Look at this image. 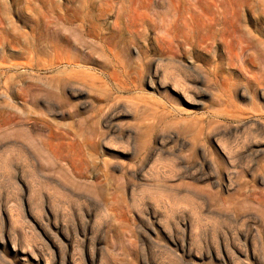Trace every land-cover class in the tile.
Instances as JSON below:
<instances>
[{"label":"rangeland","instance_id":"rangeland-1","mask_svg":"<svg viewBox=\"0 0 264 264\" xmlns=\"http://www.w3.org/2000/svg\"><path fill=\"white\" fill-rule=\"evenodd\" d=\"M32 33L49 44L43 65L66 55L60 35L83 37L102 90L119 88L139 108L160 102L155 157L145 160L149 139L142 154L91 145L101 124L88 84L85 108L66 91L61 114L34 102L69 155L66 170L48 178L14 149L15 75L29 77L25 87L66 66L29 68ZM135 115H120V130L136 127ZM263 125L264 0H0V264H264ZM18 165L32 176L18 182Z\"/></svg>","mask_w":264,"mask_h":264},{"label":"bare ground","instance_id":"bare-ground-1","mask_svg":"<svg viewBox=\"0 0 264 264\" xmlns=\"http://www.w3.org/2000/svg\"><path fill=\"white\" fill-rule=\"evenodd\" d=\"M67 20L71 22V19H67ZM58 30L59 29H57L56 32H58ZM58 34L56 33L55 35ZM50 35L53 36L54 33ZM82 38L79 36H74V38H71V36L69 37L67 35L66 36L60 35L59 42L66 41L68 43V49L66 55H64L62 61L60 62H55V63L51 62L43 65L44 61L48 62L47 61L48 58H46L45 60V58H43L42 56L43 53L46 51L47 46H49V44L46 45V47L44 48H40L37 36H35L33 33L30 34V42L27 53L29 60L28 61L26 60V64L28 65V67L34 68V66L36 65L38 66L42 64L41 69H45L47 72H49V71H56L57 68H60L61 65H66L65 69L63 68L60 71L57 70L58 73L56 72L55 74L52 72L53 73L52 75L45 76L46 75L45 74L44 76H41L42 75L41 74L36 79L37 81L36 83L32 82L29 85L26 84L27 86L25 87H23L21 80L22 78L21 75L23 74L15 75V83H14L15 103L13 104V110H12L13 116L11 119L13 129L10 127L11 131H9L11 133L13 131L12 134L13 138L12 137L10 138H12L14 149H16V151L20 152L22 151V149H24L26 153H28L29 158L36 161H41V166L43 169L45 168L44 173L48 178L49 177L51 178L53 174L54 176L57 174L58 175L61 174V170L63 172V170L65 169L63 168L64 167L63 164H67L68 166V163H66V161L69 155L66 152L64 154L63 151H61V147L58 144L52 143L47 137L46 130L52 131V123L43 112L37 113L35 106L36 104L34 105V102L37 100H39L38 102L41 101L45 105L47 109L46 111L56 114H61L69 107V101L63 94V91H66L69 94V96L78 100V103L81 107L85 108L87 107L88 103H86V101H84L83 99V96L85 95V90H83L81 87L82 85L84 86V84H86V86L88 84L87 87H93V90H95L93 92H95L99 98V108L96 112V117L97 116L99 117L101 127H90L91 129L89 132V140L93 147L101 148V149L120 148L123 149L122 151L125 153L137 148L140 150L139 153L142 154L144 153L143 151L146 149L145 146L146 141L149 139L151 140V142L154 141V145L145 155V160H150V158L155 157L158 149L157 146L160 142L159 140L162 138V135H160L159 133V128L161 127V118H162L160 116V110H159L160 102L156 99H153L152 101H148V103H146L145 105L143 104L144 108L141 107L139 108L138 105L141 104L140 103L138 104V102L136 103V101L134 102V100L132 101L125 100L119 88L102 90V86H101L102 83L101 85L99 84V80H101L100 79L101 74L100 76L98 75L99 77H96L95 73L93 74L90 72L91 70L89 71L90 68L89 65L94 64L93 58L91 60V57L87 59L86 57L88 56H85L86 53L93 55L92 53L96 52V48L88 45V43L84 41V39ZM47 55H45L44 57H47ZM153 58L154 59H152L151 66L152 65L154 66V64L157 62V59H155L156 57ZM141 64L132 66L133 65L132 63V65H130L131 67L122 64L123 65L122 68L127 69L129 67L130 69L133 70L132 73H135V75H137L138 77L142 71ZM69 66L73 67V69L68 70ZM75 68H81V70L80 69L76 70ZM24 72H28V70ZM32 76L33 74L31 75V78ZM24 78H26V76ZM148 83L151 87H156V81H154V77L149 79ZM35 84L37 86H35ZM158 87L162 88L165 87V85L160 83ZM183 100L187 101L188 103L191 102L187 97H185V95L183 96ZM133 105H135V107ZM125 106H128V109H125ZM38 111L40 110L38 109ZM166 111L167 114L170 115H172L173 112H176L174 108L170 110H165V112ZM133 113L136 114L135 119L137 122V126L136 127L127 126L122 130H120V127L116 122V119L120 115L130 116ZM36 122L40 123L41 126L39 125V128L33 126ZM90 124L91 126H93L92 124L97 125L98 122L97 121L90 122ZM261 128L264 133V125ZM218 133H219L218 131L213 130L211 132L212 138L214 139L218 135ZM216 142H217V146L219 145L218 147L221 151V154L228 158L226 153L220 147V143H218V141ZM1 143L2 142H0V144ZM24 156H26V154ZM114 166L118 167L116 163L114 164ZM31 168L29 167L28 169L25 170L22 169L20 165L16 166L15 175L17 181L20 182L22 175L25 172H27L30 176H32L34 170H31ZM69 170L74 178L80 179L82 177L80 170L75 169L73 166L69 165ZM136 171H137L136 174H138L140 173L141 170H136ZM257 178L263 180L264 171L259 173L257 175ZM52 179H55L59 182L57 178H52Z\"/></svg>","mask_w":264,"mask_h":264}]
</instances>
